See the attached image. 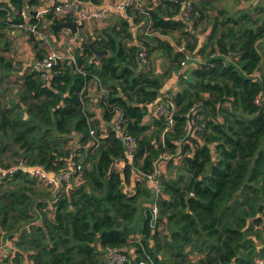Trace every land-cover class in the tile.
Here are the masks:
<instances>
[{
    "label": "trees",
    "instance_id": "16d2710c",
    "mask_svg": "<svg viewBox=\"0 0 264 264\" xmlns=\"http://www.w3.org/2000/svg\"><path fill=\"white\" fill-rule=\"evenodd\" d=\"M190 1L189 21L177 19V0H138L94 36L79 26L77 41L93 39L108 55L94 62L77 45L74 61H56L43 79L36 65L15 69L4 56L22 10L39 0H0V170L60 172L71 160L81 166L68 191L50 190L22 169L0 177V243L12 250L2 264H105L111 250L127 256L122 264H256L264 257V0L245 8L242 0ZM28 16L53 33L61 29L52 23L73 20L53 11ZM204 19L210 32L202 38ZM137 24L141 30L132 31ZM28 37L38 61L46 50ZM182 42L199 57L193 69L183 70L189 54L176 49ZM140 45L148 69L139 64ZM156 56L166 63L161 73ZM94 85L102 92L101 119L89 110ZM168 100L171 124L152 115ZM117 113L137 142L132 164L105 124ZM157 170L156 198L147 175Z\"/></svg>",
    "mask_w": 264,
    "mask_h": 264
},
{
    "label": "built area",
    "instance_id": "2783aa9c",
    "mask_svg": "<svg viewBox=\"0 0 264 264\" xmlns=\"http://www.w3.org/2000/svg\"><path fill=\"white\" fill-rule=\"evenodd\" d=\"M138 0H121L116 4L107 3L105 5L101 6H95L91 5L89 3H83L79 2L77 0H63L59 1L57 3H53L52 6L40 8L36 11L34 14L35 18H40V16L48 11H53L54 14H56L58 17H65L69 16L73 20H75L79 26L83 25L84 23L102 20L106 18L111 11L114 10H123L126 8V6L130 5L131 3H137ZM192 10V3L190 0H185L182 3V8L180 12L176 15L177 19L183 20V21H189L190 14ZM23 21L17 25L18 30H22L23 32L27 34H32L36 36L39 40H41L47 49H45V54L43 57L36 61L35 65L37 68L41 71L42 78L48 79L51 71L52 65L58 61V60H71L74 61V54L72 53H61L59 51H56L55 49L50 47V41L48 40L47 34L39 30L36 27V24L29 23V16L28 13L24 10L21 12ZM146 31L150 32V26L146 27ZM139 50V64L142 68H149V61L146 57L147 50L143 45H140ZM177 50H180L182 52H186L189 54V56H186V60L182 61L181 65L183 66V69L185 67V64L189 60H193L194 67L196 66L197 62L199 61V57L195 53H189V50L186 49L185 44L182 42L181 44L176 46ZM258 100V99H257ZM256 100V101H257ZM199 103H196L192 106L190 109L191 116L195 115V112L198 111ZM175 106L174 103L171 100L164 102H158L154 105L152 109V115H160L164 116L169 124L173 121V112H174ZM189 115V113L187 114ZM190 116V119L188 120V123L186 125L187 131H190L193 119ZM113 124V129L116 131L117 136L121 140L123 146H124V152L127 161L132 164L133 158L137 146V142L134 136L128 134L123 128L124 119L120 113H117L114 115L112 120L110 121ZM164 158H167L166 155H164ZM81 166L78 162L75 160H71L69 164V168L67 170H63L60 172H53V171H45L41 168L34 167V168H24L21 166H13L7 171H1L0 170V177L4 176L6 173H13L18 169H22L23 171L27 172L30 176L35 177L40 183L49 186L50 190L54 189H61L64 185L66 186L64 189L65 191H68V188L70 186V181L77 180L78 172L80 170ZM158 171L155 173H151L147 175V179L150 182L151 185V191L154 194V196L157 198L158 195L161 193V186H160V178L158 177ZM50 204L56 202V197L50 200ZM154 213H156V208L154 206L153 208ZM12 253V250L9 246V243L7 241L0 243V264H2V261L9 258ZM127 260V256L118 251V250H111L106 254L104 263L105 264H122ZM256 264H263L264 263V257L263 258H257ZM139 264H146L144 261H140Z\"/></svg>",
    "mask_w": 264,
    "mask_h": 264
},
{
    "label": "crops",
    "instance_id": "0c3cea01",
    "mask_svg": "<svg viewBox=\"0 0 264 264\" xmlns=\"http://www.w3.org/2000/svg\"><path fill=\"white\" fill-rule=\"evenodd\" d=\"M119 1H121V0H102V2L99 5H95V6H101V5H105L107 3L116 4ZM55 2H57V0H39V5L35 6L34 8H31V9L28 8L26 12L32 14L34 11H37L40 8L52 6V4ZM119 12H121V14L123 15L122 10H120ZM117 13H118V10H114V11H111V13L106 18H104L102 20L84 23V24H88V25L89 24H96L95 27H93L91 29H89V27H85L86 25L83 24L84 27L82 26V31H83V34L85 35V37L94 36V30L96 28H102L104 26H107V25L113 23L115 20L114 19L115 16H117ZM33 15H34V13H33ZM118 26L119 25H117V27ZM140 27H141V24H137V25H131L130 28L132 31H135L136 29L139 31V30H141ZM59 29H61V30L57 31L56 33L50 32L49 30H46L48 32L45 31V33L47 34L49 40L52 41V43H54L56 45L55 46L56 51H59L61 53H65V54H67V53L74 54L73 49H74V47L79 45L80 39H78V41L75 39V41L72 40V41L67 42V40L66 41L64 40L65 37L68 38L69 36H71L70 37V39H71L73 36H76L77 34H72L68 29H63V28H59ZM209 32H210V26H209V30L206 29V31L204 33H202V35H207ZM13 33H14L13 34L14 38L17 40L22 39V38H26L25 36L27 35L25 32H23L21 30H17ZM27 37H28V35H27ZM169 39L172 40L170 37H169ZM24 45L27 46V49H28L26 59H29V61H30L29 63H32L34 65V61H35L34 49L29 44L28 41H25ZM53 47H54V45H53ZM153 66H154L155 70L157 72H160V73L166 69V63L164 62V59H162L161 57H157V56H156V59L154 60ZM193 68H194V62H193V60H189L185 64V67L183 70H189V69H193ZM167 85L169 86L168 89L172 90V92L178 90V87L174 83L167 84ZM90 95L93 98H92V100H90L89 110L92 111L98 119H101V113H102L103 109H102V106L100 105V99L102 96V92L94 85V87L91 88ZM148 119H149V116H147L145 120H148ZM105 124H106V122H105ZM116 167L118 169H121L122 165L118 163V164H116Z\"/></svg>",
    "mask_w": 264,
    "mask_h": 264
},
{
    "label": "rangeland",
    "instance_id": "374dc122",
    "mask_svg": "<svg viewBox=\"0 0 264 264\" xmlns=\"http://www.w3.org/2000/svg\"><path fill=\"white\" fill-rule=\"evenodd\" d=\"M191 2V1H190ZM182 4V3H181ZM224 3H219L218 5L219 6H222ZM225 6H229V3L227 4L226 3V5ZM216 10H213V13L214 14H216ZM84 25H86L85 27H89V29H91V28H93V27H95V25L96 24H84ZM84 25H82L83 27H84ZM209 26H210V21H208V19H204L203 20V22H201L200 23V25H199V27L197 28V30L199 29V31H197V32H199L198 34H201L202 33V31L201 30H204L203 31V33L206 31V29H208L209 30ZM82 28V27H81ZM205 28V29H204ZM46 31V30H45ZM46 32H48V31H46ZM81 33L83 34V31H82V29H81ZM27 34V33H26ZM78 34V33H77ZM28 35V34H27ZM27 35L25 36L26 38H22V39H19V40H17V39H15L14 37H10V47H9V49H8V51L7 52H5L4 53V56L6 57V58H8L9 60H11L12 61V64H13V66H14V68L15 69H19L21 66L22 67H28V65H29V59H26L27 57V51H28V49H27V46H25L24 45V42L25 41H28L29 42V37H27ZM208 35V34H207ZM207 35H202V38H205V36L207 37ZM70 37L71 36H69L68 38H64V40L66 41L67 40V42L68 41H72V40H74L75 41V39L77 40V38H76V36H73L71 39H70ZM81 39V38H80ZM83 39V38H82ZM49 40V39H48ZM50 41V40H49ZM29 44H30V42H29ZM31 45V44H30ZM53 45H54V47H53ZM32 46V45H31ZM41 46H42V48H44V50L45 49H47L48 47H46L45 45H44V43L42 42V44H41ZM55 44L54 43H52V41H50V47L51 48H53V49H55ZM74 46V45H73ZM75 48V47H74ZM57 49V48H56ZM74 50V49H73ZM62 51V50H61ZM73 52V51H72ZM74 53V52H73ZM18 77V74H16V73H13L12 75H10V79H11V82L12 81H15V79ZM9 86L11 87V86H13L11 83H9ZM10 94L11 95H13L14 94V90H12V91H10ZM162 170H163V168H162ZM165 173H166V175L168 174V172H169V168L168 167H166L165 168V171H164ZM173 175H174V171H173ZM50 207H51V205H50ZM135 224L138 226V227H140L141 226V224H142V212H141V209H138V212H137V214H136V220H135Z\"/></svg>",
    "mask_w": 264,
    "mask_h": 264
},
{
    "label": "water",
    "instance_id": "95a60500",
    "mask_svg": "<svg viewBox=\"0 0 264 264\" xmlns=\"http://www.w3.org/2000/svg\"><path fill=\"white\" fill-rule=\"evenodd\" d=\"M180 3H183L185 0H177ZM256 2V0H242L239 4V8H245L250 6L251 4H254ZM34 14L36 13V11L33 12ZM32 13V14H33ZM52 28H63V29H68L72 34H77L78 33V23L75 20H64L61 22H57V23H52L51 24ZM79 48H87L90 50V52L92 53V58L91 61L94 62H98L99 59L104 56V55H108V50L104 49V48H98L95 45V41L92 40H85V39H80L79 41ZM35 61H34V65H35ZM121 94V91L118 90V95ZM106 125H108L109 127L113 128V124L112 122H108L106 123ZM192 195H189L186 197V200L188 201L189 197H191Z\"/></svg>",
    "mask_w": 264,
    "mask_h": 264
}]
</instances>
